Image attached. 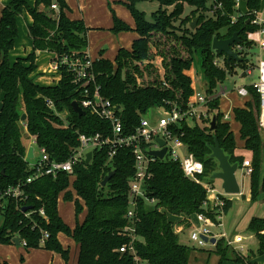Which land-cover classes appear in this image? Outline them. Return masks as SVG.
<instances>
[{"label":"trees","instance_id":"trees-1","mask_svg":"<svg viewBox=\"0 0 264 264\" xmlns=\"http://www.w3.org/2000/svg\"><path fill=\"white\" fill-rule=\"evenodd\" d=\"M126 6L132 13L136 27L132 29L114 15L115 34L134 31L138 37L131 49L120 48L115 61H93L91 72L94 81L74 83L75 74L70 63L88 60V31L85 23L71 20L66 0H10L0 17V196L12 186L21 185L24 198L8 199L0 213V244L12 245L15 238L26 242L27 249H43L69 258V250L59 240L64 234L74 240L79 253L77 264H189L193 247L180 243L175 226L168 214L192 216L204 214L215 219L218 209L212 210L207 190L203 185L186 178L179 162L170 158L156 160L151 165L152 178L146 186V198L155 199L151 204L142 198L135 209V217L129 220V182L135 175V161L131 149L121 148L110 158V146L94 152L91 164L75 167V178L65 173L56 177L43 176L23 185L35 175L27 160L28 147L24 130L35 138L40 148H45L50 159L66 161L73 150L80 146L79 135L88 137L112 136L109 121L87 111L80 116L72 103L82 101L86 89L98 86L100 95L119 109L124 134L133 135L151 109L165 107L186 111L195 93L193 79L188 74L201 55V69L207 83L208 120L189 125L186 121L173 127V131L204 166L205 181L218 171V162L211 157V146L218 140L220 147L230 158L231 164L242 168L244 158L237 157L236 139L229 121L220 111L217 88L224 84L236 67L246 69L254 42L249 39L259 28L252 24L253 13L260 10L263 0H242L245 13L236 8V0H153L160 9L153 19H145L144 12L134 7L133 0ZM57 4L59 10L52 8ZM194 8L183 18L185 5ZM221 5V7H219ZM172 8V11L169 9ZM27 11L33 19L29 37L33 51L25 58L11 62L9 56L18 38L17 18ZM243 15H240V14ZM233 17L236 21L233 23ZM198 18L195 29L192 22ZM241 32L240 52L242 62L231 61L212 49L215 37L226 40ZM55 55L61 80L55 86H43L35 82L38 69L37 52ZM66 59L67 63H63ZM249 100L243 108L234 109L235 120L240 124V138L246 150L252 153L253 171L249 176L251 200L264 201V128L259 118L261 103L258 93L251 87ZM50 102L53 106H50ZM27 120L21 122L22 115ZM66 113V117L61 115ZM213 117L217 118L215 131H211ZM115 175L102 186L111 172ZM208 184V183H207ZM211 185V184H209ZM74 203L76 216L86 211L82 221L72 229L59 213V200ZM225 200V215L232 202ZM31 208L23 212L24 208ZM43 211L45 216L41 215ZM133 226L136 239L135 255L120 253L132 240L124 229ZM255 234L259 248L254 256H264V218H253L248 229ZM43 232L49 237L42 244ZM252 264L248 257L238 254L224 239L217 241L214 253L219 264L229 260ZM238 254V255H236ZM137 258V260L135 259Z\"/></svg>","mask_w":264,"mask_h":264},{"label":"built area","instance_id":"built-area-1","mask_svg":"<svg viewBox=\"0 0 264 264\" xmlns=\"http://www.w3.org/2000/svg\"><path fill=\"white\" fill-rule=\"evenodd\" d=\"M241 3L242 0H236L237 9H241ZM219 7H221V5ZM52 8L57 11L59 10L57 4H53ZM240 15L243 14L241 13ZM253 17L254 19L252 24L257 26L259 30L255 34H250L252 36H257V39L250 37V41L254 42V46H258L260 51L264 52V0L262 1L260 10L253 13ZM235 21L236 18L233 17V23ZM233 50L237 53L244 52V48L240 44H236L233 47ZM63 63H67V60L64 59ZM92 64L93 60L89 57V55L88 60L85 62L82 60H75L70 63L71 69L75 74V84L82 82L90 84L94 81V76L91 72ZM51 69L54 70L56 74L61 76L57 63L52 62ZM255 72H257L256 80L253 81L251 85H245L237 88V93L241 98L249 97L248 87L253 88L258 93L261 103L259 122L260 126L264 128V60L261 58L257 64L250 60L243 74L245 73L247 74L246 76H252ZM200 91L195 90L186 111H181L176 108L167 109L165 107H160L159 109L162 111V115L156 118L143 117L140 125L136 129V132L133 135L126 136L124 134L123 123L119 116L118 107L109 100H105L101 97L98 86L94 87V90L86 89L82 94V104L79 103V105L84 111H90L91 114L97 115L100 118L109 121L112 127V136L102 138L99 134L94 137H88L84 134H80V146L76 150H73L70 157L64 162L51 160L46 149L38 147L36 141L34 140V143L38 148L39 155L36 150H34V159L30 160L27 157V160L29 161L30 168L35 170V175L28 178L27 182L23 185L32 183L34 180L43 176L56 177L59 173H65L70 177V179H74L75 167L81 163H86V157L89 152L93 153L94 158V152L96 150H101L109 145V155L110 158H112L116 155L117 150L121 148H128L132 150L135 161V175L129 182L130 210L127 215L128 219L132 220L136 215L135 209L138 206V202L142 198H146V186L148 181L152 178L151 165L156 160H160L149 155V152L162 150L158 143V140L161 139L166 143L167 147V155L164 159L168 157L175 162H179L186 178H189L195 183L203 185L206 188L210 208L212 210L218 209V215L215 219L209 218L204 214L195 215L199 226L192 229L190 241L195 245V247L204 249L212 245L210 243H206L202 239V236H206L209 239H224L227 245L234 249L238 254L246 255L245 246L243 245L241 236L229 238L225 232L215 233L214 229L224 227L223 219L225 217V213L223 207L225 206V200L223 197L216 194L215 189L211 185L206 184L205 181L202 180V176L204 175L203 164L196 159L193 153L188 151L184 142L173 131V127L181 122L186 121L189 125H194L197 121L202 122L209 119L207 105L211 98L208 97L205 90L202 92ZM50 106H53L51 102ZM61 116L65 118L66 113ZM229 119L230 115L225 114L224 120L229 121ZM242 170H244L245 176H250L253 171L252 162L249 160L244 161ZM23 198L24 191L21 185L9 187L5 193L0 196V213L5 208V203L8 199L20 201ZM146 201L151 204L156 203L155 199L146 198ZM40 214L45 216L43 211H41ZM124 231L131 236L132 240L128 246H124L120 249V253H126L128 251L135 255L133 247V242L136 239L135 229L133 226H128L124 229ZM175 231L177 234L183 232L182 230L177 232L178 229H175ZM48 237L49 234L47 232H43V239L41 243L43 244ZM21 243V245L25 247L27 246L26 242L21 241ZM135 259L137 260L136 257Z\"/></svg>","mask_w":264,"mask_h":264},{"label":"rangeland","instance_id":"rangeland-1","mask_svg":"<svg viewBox=\"0 0 264 264\" xmlns=\"http://www.w3.org/2000/svg\"><path fill=\"white\" fill-rule=\"evenodd\" d=\"M117 1L118 0H116V4H117ZM119 1H123V3H121L119 5L122 7V10H124V15H126L125 17H128V20L130 22L131 21L135 22L132 13L130 12V10L128 9V7L125 4L126 3L125 0H119ZM30 2H32V1L28 0L29 4H30ZM127 2H129V1H127ZM133 2H134V7L138 11L144 12L145 19L148 21H151L153 19V14L156 13L160 9V4L156 1H153V0H133ZM110 4L113 5L114 3L112 1H110ZM0 8H1V5H0ZM169 10L172 11V8H170ZM193 10H194L193 7L186 4L183 18L186 17L187 15L191 14V12ZM241 10H242V12L245 11L242 3H241ZM21 15H23V14H21ZM111 21H112V14L111 13H106L103 17L100 18V24L104 25V26L110 25ZM123 21H125V20H123ZM17 22H18V33H19V35H18V38L15 42L14 49L10 53V56H9L10 60L14 59L16 55H18V56L22 55L23 52L30 46V40L28 37V31H27L28 22L26 20V16H25V18L23 16H20L19 19L17 20ZM126 23L131 27V25L128 22H126ZM134 25L136 26V24H134ZM97 33H98V31H91L89 34V31H88V43H89L88 55H90V57L94 61L98 60V59H104V60H109V61L114 62L120 47H125V44H127V38L133 37V32L130 31V33H128L126 35V40L123 41V43H125V44H121V46H119L118 43L116 44L111 39L109 40V38H114V37H111V36H114L112 32L105 30L103 32L104 34H102V35L97 34ZM250 37L253 39L256 38L252 35L249 36V39H250ZM105 48H108V49H105ZM247 54L253 63L257 64L258 61L260 60V58L262 60H264V52L260 51L258 46H254L252 51L247 50ZM49 63H50V55L48 53H46V51H44L40 55L39 65L41 67H46ZM243 68H241L239 66L236 67V70L234 72L235 74L230 75L228 77L227 81L217 88V96L222 94L223 92H225V88L227 89V91H229L230 89H233L234 87L239 88V87L244 86V85H251L252 82L256 80L257 72H255L252 76H246L247 74H245V73L243 74V72L245 71ZM245 68H247V67H245ZM191 73H192V79H193V82L195 83V85L198 88H200L203 85V88H205V91H206L207 85L205 86V78L203 76L202 69H201V55L200 54H196V56H195V62H194L193 67L191 69ZM202 91H203V89H201L200 92H202ZM235 96L236 95L233 94L229 98H231L233 100L235 98ZM226 97H227V95H226ZM230 100H228V98H225V96H224V98L221 101L220 111L223 112L224 114L229 113V105L232 102V100H231V102H230ZM231 112H230L231 118L229 120V123L231 126V130L233 131V133L235 135L236 149L242 150L243 146L241 144V140H240V136H239V129H238L239 124L235 120L234 114ZM160 115H162V111L159 108H156V109H151L148 112V114L146 115V117L156 118ZM24 137L26 139L25 144L27 146L34 147L37 154L39 155V151H38L37 146L34 143V139L31 140V137L26 132V130H24ZM243 175H244V170H242V168H239V171L237 173V178L243 184H247V178H244ZM205 183L211 184V186L215 190H218V191L224 193V191L221 187V184H220L221 182L219 180H213V179L209 178V179L205 180ZM58 208H59L60 216L65 221V223H67L72 229L76 226L78 220L82 221L83 217L86 214V211H84L77 218L74 203H70V204L65 203L63 200V197L59 201ZM231 216H233V210L231 211L230 215L228 217H226V219H225V226H224L225 231H227L226 230L227 228L230 230L234 229V226L230 222V219L232 218ZM169 218L171 219L172 222L175 221L174 223H177L181 220V219H176L173 216H169ZM1 223H2V218L0 216V226H1ZM239 232L244 236L248 234V233L242 231L241 229H239ZM228 233H230L229 230H228ZM180 243L183 245L193 247L194 249L197 248L194 246V244L192 242H190L189 232L186 234H182L180 236ZM7 247H8L7 245L0 244V260L2 261L4 259H6L5 261H7V262L10 261L13 264H50L51 261H54V263L57 262L56 264H76V260L78 259V254H77V251L75 250L74 245H71V249L67 248V250H69V252H70L68 260H64V258L61 256V254L55 253L54 255H52V254H50L48 252H44V251L33 252L30 256L29 255L26 256L25 254H23L21 252L12 251ZM245 250H247V249L245 248ZM214 251H215V247L214 248H208V249L197 248V250L192 252L189 264H219V256L216 255L214 253ZM209 252L214 253V254H210ZM228 255H229V260L224 262L223 264H237V263H235L237 261L233 259V258H235V254H233L232 251H228ZM236 255H238V254H236ZM242 256L248 257L247 254L242 255ZM5 264H8V263H5Z\"/></svg>","mask_w":264,"mask_h":264},{"label":"crops","instance_id":"crops-1","mask_svg":"<svg viewBox=\"0 0 264 264\" xmlns=\"http://www.w3.org/2000/svg\"><path fill=\"white\" fill-rule=\"evenodd\" d=\"M31 1L32 2H30V5L34 6V1L35 0H31ZM110 1H112L114 4L111 5ZM9 2H10V0H0V5H1L0 17H1L2 9H4L8 5ZM66 2H67L68 7H69V10H67V16L71 20L83 21L85 23L86 27L89 29V34H90L91 31H98L97 34H100V35L104 34L103 32L105 30L109 31V32H112L114 36H111V37H114V38H109V40L111 39L116 44L118 43L119 46H121V44H125V43H123V41L126 40V35L128 33H130V32H120L118 34H115L112 31V28L114 27V15L117 14L118 16L117 15L116 16L120 20H122V21L125 20L126 22H128L131 25L132 29H135V27H136L134 25V24H136L135 22H132V21L130 22L128 20V17H125L126 15H124V10H122V7L119 5V4L123 3V1H119L118 0L117 1L118 5L116 4V0H66ZM125 2H127V0H125ZM242 5L244 6V10H246L245 3H242ZM106 13H111L112 14V21L110 22V25H108V26H104V25L100 24V18L103 17ZM20 16H23L24 18L26 16V20L28 22L27 31H28V37H29V27H30V25H32L33 19L31 18V16L29 15V13L27 11H24L23 15H20ZM19 17L17 18V20L19 19ZM125 21H123V22H125ZM131 32H133V37L132 38H127V44H125V47H120V48L131 49L133 41L138 37L136 32H134V31H131ZM29 40H30V46L23 52L22 55H19V56L16 55L14 59H11V62H14L17 58H20V57L21 58H25L33 51V43H32V40L30 39V37H29ZM105 49H108V48H105ZM43 52L44 51H38L37 52L36 64L38 66V69L35 72V74L33 75V77L35 78V82L40 84V85H43V86H55L61 80V76L59 74H56L54 72V70L51 69V64L53 62V59L55 58V55L51 54L49 52H46V53H48L50 55V63L46 67H41L39 65V59H40V55ZM89 57H90V55H89ZM188 74L192 78L191 71ZM206 85H207V83L205 81V86ZM193 87H194L195 90H199V91L201 89L205 90V88H203V85L200 88H198L195 85L194 82H193ZM225 94L227 95V97H226ZM233 94L236 95V96L232 100L229 97H231V95H233ZM224 96H225V98H228V100H230V99L232 100V102L230 100L231 104L230 103H229L230 105L228 104L229 105V113H226V114H229V115H230L231 111H232L231 113L234 114V109L235 108H243V107H245V103L250 99L249 97L241 98L238 95V93H237V88H235V87L233 89H230L229 91H227V89L225 88V92H223L222 94L217 96V97L220 98V105H221V101L224 98ZM223 115H225V114L223 113ZM230 118H231V115H230ZM240 127L241 126L239 124L238 125L239 136H240ZM25 130H26V128H25ZM29 136L31 137V140H33V139L35 140V138L32 137L30 134H29ZM240 140H241V138H240ZM241 144L243 146V149L242 150L236 149L235 155L237 157H243L244 161H246V160L252 161V153L245 149L244 142L242 140H241ZM27 147H28V150H29V148L31 146H27ZM243 177L247 178V184H243L238 179L239 183H240V186H241V193L239 195H226V194H224V193H222V192H220L218 190H215L216 194H218L221 197H223V198H225V199H227V200L232 202V207L229 210V212L225 215V217L223 219V224L225 226V219H226V217H228L230 215L231 211L233 210V216H231L232 218L230 219V222L234 226V229L230 230V229L227 228L226 229L227 231H225L224 227H223V228L214 229V231H215V233L225 232L226 235L229 238H233L235 236H241L242 240H243V245L247 249L246 250V254H247V256L250 257L251 263L252 264H264V256H259V257L254 256V254L257 252V250L259 248V241L257 240L255 234L251 233L248 230L249 229V225H250V223H251L253 218H256V217L257 218H264V201L260 200V201H257L255 203L252 202L249 176L243 175ZM220 184H221V187H222V182ZM62 197L63 196H61V198ZM61 198H60V200H61ZM65 203H69L70 204V202H65ZM169 216H173L176 219H181L177 223H174L175 221L172 222V223L176 227L175 229H178L177 232H179L180 230L183 231V232L178 233L179 238H180V236L182 234H186V233L189 232V240H190V234H191L192 229L194 227L199 226L198 222L196 221L195 215L186 216V215L182 214V215L176 216V215L168 214V218H169ZM169 220L171 221L170 218H169ZM239 229H241L242 231H244V232H246L248 234L245 235V236L242 235L239 232ZM228 230H229L230 233H228ZM59 240H60V242L62 243V245L64 246L65 249H67V248L71 249V245H74L75 250L77 251V254L79 253V249H78L76 243L74 242V240L72 238L67 237L64 234H60L59 235ZM7 246H8L7 248H9L10 250L15 251V252H21V253L25 254L26 256H28V255L30 256L33 252H37V251L48 252V253H50L52 255L55 254V252H51V251H47V250H43V249H27L25 246H23V245L17 246L15 243L12 244V245H7ZM214 247H215V245H212V246H208V247H206L204 249L214 248ZM210 254H214V253H210ZM5 260L6 259H4L2 261L0 260V264H5V263L13 264L10 261L7 262ZM77 261H78V259L76 260V264H77ZM56 263H54V261H51L50 264H56ZM235 263L242 264V263H239V262H235Z\"/></svg>","mask_w":264,"mask_h":264},{"label":"water","instance_id":"water-1","mask_svg":"<svg viewBox=\"0 0 264 264\" xmlns=\"http://www.w3.org/2000/svg\"><path fill=\"white\" fill-rule=\"evenodd\" d=\"M198 18L194 20L191 24V28L195 29L197 26ZM240 34L241 32L235 33L231 38L222 40L218 37H215L212 43V49L220 55H225L227 57L228 63L231 61L242 62L243 59L239 56V53L233 50V47L240 42ZM73 110L79 114L80 116L86 115V111H84L78 102L72 103ZM27 120V114L24 113L21 117V122H25ZM217 124V118L213 117L211 122V131H215ZM158 143L162 150H154L150 151L149 155L156 157L160 160H163L167 155V147L166 143L159 139ZM34 147H30L28 150V159H34ZM212 155L211 157L218 162V171L215 172L211 179L219 180L222 182V189L226 195H239L241 193V186L239 180L237 178V173L239 171V164H231L229 156L225 154V152L220 147V144L217 139H215V144L211 146ZM93 159V153L89 152L86 157V164L89 165ZM115 175V172H111L102 182V186H106L107 183L111 180V178ZM31 208H24L23 212H28ZM202 239L206 243H210L211 245H216L217 239L208 238L206 236H202ZM14 243L17 246H21V239L15 238Z\"/></svg>","mask_w":264,"mask_h":264},{"label":"bare ground","instance_id":"bare-ground-1","mask_svg":"<svg viewBox=\"0 0 264 264\" xmlns=\"http://www.w3.org/2000/svg\"><path fill=\"white\" fill-rule=\"evenodd\" d=\"M254 37H256L255 39H257V36H254Z\"/></svg>","mask_w":264,"mask_h":264}]
</instances>
